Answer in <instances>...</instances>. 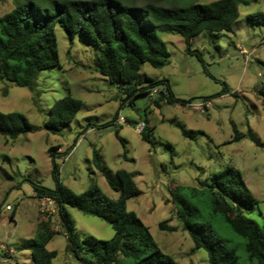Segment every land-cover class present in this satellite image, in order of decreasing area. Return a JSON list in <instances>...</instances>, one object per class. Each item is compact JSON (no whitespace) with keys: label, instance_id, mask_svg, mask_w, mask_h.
I'll list each match as a JSON object with an SVG mask.
<instances>
[{"label":"rangeland","instance_id":"1","mask_svg":"<svg viewBox=\"0 0 264 264\" xmlns=\"http://www.w3.org/2000/svg\"><path fill=\"white\" fill-rule=\"evenodd\" d=\"M121 1L137 6H177L214 0ZM14 3L0 0V16L10 11ZM258 11L264 12V0L239 5L232 30L202 31L190 40L189 46L176 32H158L168 59L160 67L144 63L139 71L142 84L144 76L164 79L174 97L186 101L183 104L161 102L159 107L155 106L152 99L159 96L162 83L154 86L155 91L135 97L133 106L124 103L120 89L94 69L98 47L78 34L69 40L59 26L55 35L60 65L38 73L36 97L27 87L0 80V110L21 112L34 126L33 131L15 139L0 135V264H32L28 251L19 247L34 236L37 222L48 224L55 232L46 245L56 251L51 264H82L65 250L66 239L55 203L41 205L42 199L34 195L32 182L54 188L55 162L61 183L74 192L86 190L93 178L104 193L117 198L119 192L109 186L92 164L93 146L99 149L113 180L118 169L132 174L140 193L127 199V209L149 227L160 249L178 264L208 262L204 250L193 249L191 238L181 228L170 195L175 186L183 187L184 196L208 216L207 194L200 181L228 164L233 165L258 199L257 207L246 215L262 224L264 110L256 88L264 81V25L246 19L247 14ZM240 49L251 54L246 58ZM68 93L81 99L82 106L69 125L59 133H51L43 127L48 110L54 100ZM143 114L152 144L135 131L136 124L144 122ZM115 115L122 116L124 122L117 123ZM233 125L243 134L239 140L232 141ZM248 126L261 146L246 135ZM116 129L124 147L115 135ZM67 210L80 236L113 237L112 227L99 217L70 206ZM161 221L175 229H160ZM214 225L234 237L218 219H214Z\"/></svg>","mask_w":264,"mask_h":264},{"label":"trees","instance_id":"2","mask_svg":"<svg viewBox=\"0 0 264 264\" xmlns=\"http://www.w3.org/2000/svg\"><path fill=\"white\" fill-rule=\"evenodd\" d=\"M14 1V7L0 16V80L27 87L36 97L38 73L60 65L55 35V28L59 26L69 40L78 34L98 47L94 69L120 89L124 103L133 106L135 97L148 94L155 85L162 83L159 96L152 99L159 107L161 102L183 104L186 101L174 97L169 82L164 79L144 76L145 84H142L139 71L144 63L160 67L168 59L165 43L158 32H176L189 46L190 40L202 31L232 30L239 16V5H246L250 0H214L177 6L156 3L137 6L121 0ZM246 19L264 25V12L249 13ZM256 94L264 110V81L257 86ZM81 106V99L69 93L54 100L43 127L51 133H59ZM143 117L145 123V114ZM33 130L34 126L23 113L0 110V135L3 137L15 139ZM233 131L232 141L243 136L234 125ZM140 134L144 141L152 144L147 125ZM115 135L124 147L117 129ZM246 135L255 145L261 146L249 126ZM91 161L109 186L119 192L117 198L104 193L93 178L86 190L74 192L61 183L55 162L52 168L54 188L32 182L36 197H49L56 205L66 239L65 250L82 264H178L160 249L149 227L134 211L127 209V199L140 193L132 174L118 169L116 180H113L99 149L94 146ZM200 184L205 186L208 216L201 214L200 208L184 196L183 187L170 189L181 228L191 238L193 249L204 250L208 264H264V222L260 224L246 215L257 207L258 199L245 183L241 171L228 164ZM68 206L107 222L114 230L113 237L80 236ZM214 219L223 223L234 237L225 235L214 225ZM158 227L175 229L164 221L159 222ZM54 234L48 224L37 222L34 236L25 239L19 249L28 251L32 264H51L56 251L46 245Z\"/></svg>","mask_w":264,"mask_h":264},{"label":"built area","instance_id":"3","mask_svg":"<svg viewBox=\"0 0 264 264\" xmlns=\"http://www.w3.org/2000/svg\"><path fill=\"white\" fill-rule=\"evenodd\" d=\"M240 52H242L243 54H246V58L249 57V55L251 54V52H247L244 49H240ZM116 122L117 123L124 122V118L122 116H117ZM144 126H145V123L143 121L138 122L135 126V131L140 133L143 130ZM41 199H42L41 205H45V202L46 203H52L53 202L52 199H50L49 197H42ZM10 251L13 252L12 250H10Z\"/></svg>","mask_w":264,"mask_h":264}]
</instances>
